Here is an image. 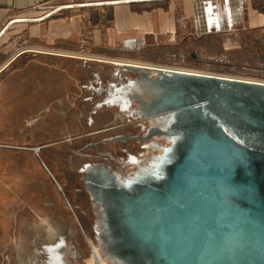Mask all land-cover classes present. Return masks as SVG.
Masks as SVG:
<instances>
[{
  "label": "rangeland",
  "instance_id": "1",
  "mask_svg": "<svg viewBox=\"0 0 264 264\" xmlns=\"http://www.w3.org/2000/svg\"><path fill=\"white\" fill-rule=\"evenodd\" d=\"M71 40L26 46L0 76V264H122L109 244V196L154 177L182 140L174 116L152 110L158 74L110 62L130 53ZM157 64L264 81L226 65Z\"/></svg>",
  "mask_w": 264,
  "mask_h": 264
},
{
  "label": "water",
  "instance_id": "2",
  "mask_svg": "<svg viewBox=\"0 0 264 264\" xmlns=\"http://www.w3.org/2000/svg\"><path fill=\"white\" fill-rule=\"evenodd\" d=\"M129 68L158 74L152 110L172 114L182 140L154 177L110 194L116 258L264 264V86Z\"/></svg>",
  "mask_w": 264,
  "mask_h": 264
},
{
  "label": "crops",
  "instance_id": "3",
  "mask_svg": "<svg viewBox=\"0 0 264 264\" xmlns=\"http://www.w3.org/2000/svg\"><path fill=\"white\" fill-rule=\"evenodd\" d=\"M75 38L100 51L130 53V60H117H194L254 75L264 72V0H0V76L26 46L57 40L74 46ZM147 51L149 58L140 59Z\"/></svg>",
  "mask_w": 264,
  "mask_h": 264
},
{
  "label": "bare ground",
  "instance_id": "4",
  "mask_svg": "<svg viewBox=\"0 0 264 264\" xmlns=\"http://www.w3.org/2000/svg\"><path fill=\"white\" fill-rule=\"evenodd\" d=\"M104 61V60H103ZM110 62L112 63H116V64H120L123 66H127V67H137V68H144V69H153V70H160V71H166V72H172L175 74L181 73V74H185V75H191V76H202V77H214V78H218L221 80H229V81H235V82H246V83H252V84H260L264 86V81L261 80H251V79H246V78H242V77H232V76H221V75H216V74H211V73H205V72H201V71H196V70H186V69H182V68H173V67H168V66H158V65H154V64H145V63H141V62H129V61H124V60H111ZM128 64V65H127ZM98 249V248H97ZM98 251L100 252V250L98 249ZM101 253V252H100ZM102 257L104 258L103 254L101 253Z\"/></svg>",
  "mask_w": 264,
  "mask_h": 264
},
{
  "label": "flooded vegetation",
  "instance_id": "5",
  "mask_svg": "<svg viewBox=\"0 0 264 264\" xmlns=\"http://www.w3.org/2000/svg\"><path fill=\"white\" fill-rule=\"evenodd\" d=\"M242 142V141H241ZM257 142H260L259 140ZM244 144V141L242 142ZM246 144V143H245ZM249 146H252V142L248 143Z\"/></svg>",
  "mask_w": 264,
  "mask_h": 264
}]
</instances>
